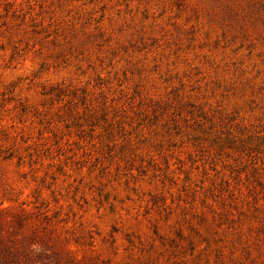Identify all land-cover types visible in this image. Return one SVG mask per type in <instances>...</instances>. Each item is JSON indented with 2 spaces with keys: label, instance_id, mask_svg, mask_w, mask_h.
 I'll return each mask as SVG.
<instances>
[{
  "label": "rangeland",
  "instance_id": "obj_1",
  "mask_svg": "<svg viewBox=\"0 0 264 264\" xmlns=\"http://www.w3.org/2000/svg\"><path fill=\"white\" fill-rule=\"evenodd\" d=\"M0 264H264V0H0Z\"/></svg>",
  "mask_w": 264,
  "mask_h": 264
}]
</instances>
